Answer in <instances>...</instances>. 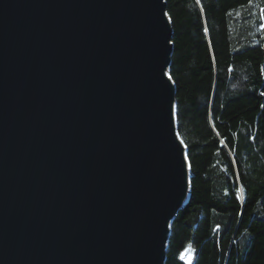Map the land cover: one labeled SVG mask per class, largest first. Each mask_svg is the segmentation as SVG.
<instances>
[{
	"label": "water",
	"instance_id": "95a60500",
	"mask_svg": "<svg viewBox=\"0 0 264 264\" xmlns=\"http://www.w3.org/2000/svg\"><path fill=\"white\" fill-rule=\"evenodd\" d=\"M172 33L165 0H0V264H166Z\"/></svg>",
	"mask_w": 264,
	"mask_h": 264
},
{
	"label": "trees",
	"instance_id": "16d2710c",
	"mask_svg": "<svg viewBox=\"0 0 264 264\" xmlns=\"http://www.w3.org/2000/svg\"><path fill=\"white\" fill-rule=\"evenodd\" d=\"M165 4L191 176L166 264H264V0Z\"/></svg>",
	"mask_w": 264,
	"mask_h": 264
},
{
	"label": "snow or ice",
	"instance_id": "6c2138e0",
	"mask_svg": "<svg viewBox=\"0 0 264 264\" xmlns=\"http://www.w3.org/2000/svg\"><path fill=\"white\" fill-rule=\"evenodd\" d=\"M251 3H252V0H249V5H251ZM260 11L261 13H264V9H261ZM261 20H264V15L261 16ZM261 29H264V23L261 24ZM261 95H264V93H261ZM261 107L264 108V105H261Z\"/></svg>",
	"mask_w": 264,
	"mask_h": 264
},
{
	"label": "built area",
	"instance_id": "2783aa9c",
	"mask_svg": "<svg viewBox=\"0 0 264 264\" xmlns=\"http://www.w3.org/2000/svg\"><path fill=\"white\" fill-rule=\"evenodd\" d=\"M180 259H181L182 261H186V262L188 263L187 256H185V255H182V256L180 257Z\"/></svg>",
	"mask_w": 264,
	"mask_h": 264
}]
</instances>
